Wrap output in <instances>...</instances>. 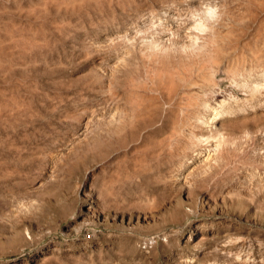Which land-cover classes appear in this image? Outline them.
Returning <instances> with one entry per match:
<instances>
[{"label":"rangeland","instance_id":"1","mask_svg":"<svg viewBox=\"0 0 264 264\" xmlns=\"http://www.w3.org/2000/svg\"><path fill=\"white\" fill-rule=\"evenodd\" d=\"M0 264H264V0H0Z\"/></svg>","mask_w":264,"mask_h":264},{"label":"clouds","instance_id":"2","mask_svg":"<svg viewBox=\"0 0 264 264\" xmlns=\"http://www.w3.org/2000/svg\"><path fill=\"white\" fill-rule=\"evenodd\" d=\"M206 11H207V13L208 14H213V13H216L218 10L217 9H215V8H213V7H211L210 5L207 7V9H206Z\"/></svg>","mask_w":264,"mask_h":264}]
</instances>
